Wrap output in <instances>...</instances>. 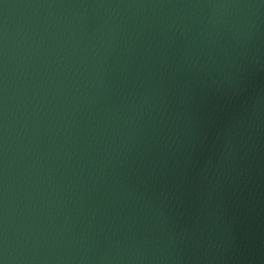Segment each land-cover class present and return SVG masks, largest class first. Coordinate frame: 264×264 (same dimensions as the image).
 Masks as SVG:
<instances>
[{
    "label": "water",
    "instance_id": "1",
    "mask_svg": "<svg viewBox=\"0 0 264 264\" xmlns=\"http://www.w3.org/2000/svg\"><path fill=\"white\" fill-rule=\"evenodd\" d=\"M0 264H264V0H0Z\"/></svg>",
    "mask_w": 264,
    "mask_h": 264
}]
</instances>
